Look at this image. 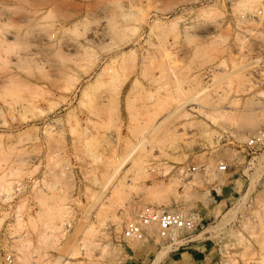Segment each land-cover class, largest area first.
Segmentation results:
<instances>
[{"label":"rangeland","instance_id":"374dc122","mask_svg":"<svg viewBox=\"0 0 264 264\" xmlns=\"http://www.w3.org/2000/svg\"><path fill=\"white\" fill-rule=\"evenodd\" d=\"M259 130L264 0H0V264H174L121 237L149 207L200 214L201 264H264Z\"/></svg>","mask_w":264,"mask_h":264},{"label":"built area","instance_id":"2783aa9c","mask_svg":"<svg viewBox=\"0 0 264 264\" xmlns=\"http://www.w3.org/2000/svg\"><path fill=\"white\" fill-rule=\"evenodd\" d=\"M246 145L250 150L255 147L264 148V130H259L250 137ZM190 170L195 171V168L192 167ZM217 170L226 173L228 167L219 164ZM201 222L202 218L198 212L149 207L134 213L131 220L124 225L121 237L130 242L141 243H147L153 238H157L164 247L170 248L169 254H171L197 242L195 231ZM5 260L9 262V258H5Z\"/></svg>","mask_w":264,"mask_h":264},{"label":"crops","instance_id":"0c3cea01","mask_svg":"<svg viewBox=\"0 0 264 264\" xmlns=\"http://www.w3.org/2000/svg\"><path fill=\"white\" fill-rule=\"evenodd\" d=\"M205 250H201L200 242L191 244L183 249L169 254V259L174 264H201L206 261ZM130 264H141L135 260Z\"/></svg>","mask_w":264,"mask_h":264},{"label":"bare ground","instance_id":"6f19581e","mask_svg":"<svg viewBox=\"0 0 264 264\" xmlns=\"http://www.w3.org/2000/svg\"><path fill=\"white\" fill-rule=\"evenodd\" d=\"M44 3V2H43ZM45 4V3H44ZM42 6V5H41ZM88 7V6H87ZM94 9H96V8H94ZM104 9H106V8H104ZM103 9V10H104ZM91 10V9H90ZM102 10V9H101ZM108 11H109V9H107ZM79 11V10H78ZM98 11V10H97ZM40 12H41V8H38V10H35V11H33V14L32 13H28L29 15H26L22 20L23 21H25V22H28L29 20H31V19H35L36 18V16H39L40 15ZM99 12H100V10H99ZM102 12H104V13H106L107 11H102ZM111 12V11H110ZM108 13V12H107ZM32 14V15H31ZM77 14V13H76ZM109 14H111V13H109ZM108 14V15H109ZM24 15H25V13H24ZM24 15H22V17L24 16ZM105 15V14H104ZM112 15V14H111ZM21 17V18H22ZM99 18V17H98ZM102 18H104L103 16H102ZM105 18H107V17H105ZM112 18V17H111ZM22 21V22H23ZM113 23V22H112ZM113 32V31H112ZM89 34H90V37L91 38H94V39H100V38H104V37H106V36H109V34H108V21L107 20H101V21H98V23H96V26H94L92 29H91V31L89 32ZM16 35H17V33L16 32H14V31H10V32H8V34H7V38L8 39H10V40H15L16 38ZM37 42V41H36ZM117 229V227L115 226V230Z\"/></svg>","mask_w":264,"mask_h":264}]
</instances>
